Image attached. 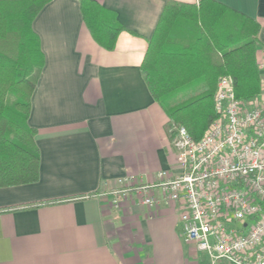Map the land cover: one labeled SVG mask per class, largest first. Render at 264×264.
<instances>
[{"label":"crops","instance_id":"obj_1","mask_svg":"<svg viewBox=\"0 0 264 264\" xmlns=\"http://www.w3.org/2000/svg\"><path fill=\"white\" fill-rule=\"evenodd\" d=\"M95 1L123 27L110 51L92 39L77 0H51L32 22L44 58L28 119L39 179L0 188V264H210L183 243L176 208L131 196L110 205L120 178L152 184L178 172L167 114L140 68L168 0ZM212 1L259 24L264 65V0Z\"/></svg>","mask_w":264,"mask_h":264},{"label":"trees","instance_id":"obj_2","mask_svg":"<svg viewBox=\"0 0 264 264\" xmlns=\"http://www.w3.org/2000/svg\"><path fill=\"white\" fill-rule=\"evenodd\" d=\"M51 0H0V188L39 179L36 130L29 123L30 99L44 64L32 22ZM84 25L104 49L114 48L123 27L95 0H77ZM259 24L212 0L196 5L168 0L141 63L153 99L167 114L172 139L184 127L199 141L215 119L217 80L230 76L237 99L259 95ZM202 83L203 91L166 107L172 96Z\"/></svg>","mask_w":264,"mask_h":264},{"label":"built area","instance_id":"obj_3","mask_svg":"<svg viewBox=\"0 0 264 264\" xmlns=\"http://www.w3.org/2000/svg\"><path fill=\"white\" fill-rule=\"evenodd\" d=\"M259 70V95L247 101L236 98L230 76L217 80L216 117L199 141L176 128L177 173L160 171L152 184L120 178L110 205L131 196L152 209L172 206L183 243L210 264H264V65Z\"/></svg>","mask_w":264,"mask_h":264},{"label":"rangeland","instance_id":"obj_4","mask_svg":"<svg viewBox=\"0 0 264 264\" xmlns=\"http://www.w3.org/2000/svg\"><path fill=\"white\" fill-rule=\"evenodd\" d=\"M203 86L202 83H197L195 85H191L188 89L176 93L175 95L172 96V101L173 103L171 104H165L166 107H171L174 104H180L182 102H185L189 99H192L193 97H196L203 91Z\"/></svg>","mask_w":264,"mask_h":264}]
</instances>
